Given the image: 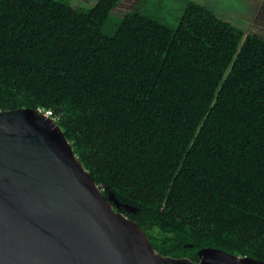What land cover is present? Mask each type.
Instances as JSON below:
<instances>
[{"label": "trees", "instance_id": "16d2710c", "mask_svg": "<svg viewBox=\"0 0 264 264\" xmlns=\"http://www.w3.org/2000/svg\"><path fill=\"white\" fill-rule=\"evenodd\" d=\"M119 1L0 0V110L51 109L163 255L264 260V38L195 1L107 32Z\"/></svg>", "mask_w": 264, "mask_h": 264}, {"label": "water", "instance_id": "95a60500", "mask_svg": "<svg viewBox=\"0 0 264 264\" xmlns=\"http://www.w3.org/2000/svg\"><path fill=\"white\" fill-rule=\"evenodd\" d=\"M121 209L136 210L102 193L48 110H0V264H264L213 247L163 255Z\"/></svg>", "mask_w": 264, "mask_h": 264}, {"label": "rangeland", "instance_id": "374dc122", "mask_svg": "<svg viewBox=\"0 0 264 264\" xmlns=\"http://www.w3.org/2000/svg\"><path fill=\"white\" fill-rule=\"evenodd\" d=\"M82 9L91 7L96 0H69ZM188 1L203 4L218 17L236 25L247 33L264 38V0H120L110 13L105 30L129 11H143L158 19L176 25Z\"/></svg>", "mask_w": 264, "mask_h": 264}, {"label": "built area", "instance_id": "2783aa9c", "mask_svg": "<svg viewBox=\"0 0 264 264\" xmlns=\"http://www.w3.org/2000/svg\"><path fill=\"white\" fill-rule=\"evenodd\" d=\"M46 110H48V112L50 113V115L52 116L53 115V113H52V110L51 109H46ZM53 118V117H52ZM54 119V118H53ZM55 121V120H54Z\"/></svg>", "mask_w": 264, "mask_h": 264}]
</instances>
